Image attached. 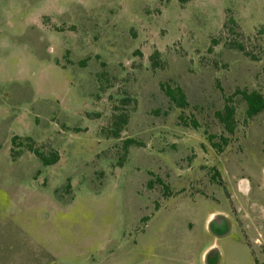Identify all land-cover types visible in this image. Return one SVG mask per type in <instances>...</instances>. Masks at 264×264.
<instances>
[{
  "label": "rangeland",
  "instance_id": "374dc122",
  "mask_svg": "<svg viewBox=\"0 0 264 264\" xmlns=\"http://www.w3.org/2000/svg\"><path fill=\"white\" fill-rule=\"evenodd\" d=\"M253 90L264 96V0H0V264H189L215 242L213 264L223 234L247 252L245 230L264 232ZM114 105L128 115L118 139L103 130ZM25 137L59 160L43 166ZM210 213L225 218L205 225Z\"/></svg>",
  "mask_w": 264,
  "mask_h": 264
},
{
  "label": "trees",
  "instance_id": "16d2710c",
  "mask_svg": "<svg viewBox=\"0 0 264 264\" xmlns=\"http://www.w3.org/2000/svg\"><path fill=\"white\" fill-rule=\"evenodd\" d=\"M179 1L185 2L188 0H179ZM236 48L237 50L244 52V48L242 45L238 44L236 45ZM157 54L158 52L156 51L154 54L151 55V58L155 57ZM101 64L102 66H105L104 63ZM165 94L170 100V102L174 104L176 107L183 109L187 106L186 96L180 88L176 87L175 89H172L168 87L165 90ZM242 97L246 104V109H245L246 118L250 119L253 116H256L260 112L264 111V96L261 93L255 90L249 92L243 91ZM129 100H130L129 97H124V101L122 102L125 103ZM112 110L113 113L111 115V120L109 122V125L107 126V128L103 129L105 131L104 135L107 138L118 139L120 137L122 130L124 129V127L128 122V115L127 113H117V107L115 105L112 107ZM217 117L220 123L222 124L224 130L228 134L232 135L234 133V128H235L234 108L230 107L229 105H225L224 109L221 112L217 113ZM192 127L196 129L197 128L196 123H194ZM17 140H19L18 136H14L12 138L13 146L19 144L16 142ZM22 140L26 142L25 143L26 150L32 153L34 156H36L40 160L43 166H49L55 164L59 160V153L57 150L51 147L47 150H44L43 147L37 145V143L29 137H25ZM207 140L210 143L211 147L215 150V152L219 153L222 151L221 144L213 142L210 137L207 138ZM220 141L223 146L227 144V139L223 136L220 137ZM133 143L134 141L132 139L126 138L122 143L121 146L122 150L126 153L128 147ZM20 146L21 145H18V147ZM21 151H22L21 149L19 151H15L14 149H11L12 157L13 158L17 157L21 153ZM67 181L68 184L66 185V187L69 188L70 186L69 179ZM57 191L58 189H55L54 193H57Z\"/></svg>",
  "mask_w": 264,
  "mask_h": 264
},
{
  "label": "crops",
  "instance_id": "0c3cea01",
  "mask_svg": "<svg viewBox=\"0 0 264 264\" xmlns=\"http://www.w3.org/2000/svg\"><path fill=\"white\" fill-rule=\"evenodd\" d=\"M220 217V218H225V216L222 215H215L214 213H210L207 215L206 219H205V225L206 223L213 217ZM254 228L252 229V232H249L251 229L249 228L247 232L245 230L244 234H243V238L245 239V242H247L248 248H247V252L245 250H237L236 248H228L229 247V243L226 244L227 248L222 247L223 242L225 240L229 239V235L226 234L222 236V238H218L219 243H217V260L215 263L213 264H223V263H229L231 264L232 262H227L225 261L226 258H237L240 254L244 255L246 257V259L248 258V260H251L254 264H264V232H262L261 230H259V228L257 226H253ZM229 242V241H226ZM215 244V242H212L211 244L207 245L204 249H202V251L200 252V260L197 261L195 259V262H189V264H208L206 261H203V256L204 253ZM216 250V251H217ZM248 253V255H247ZM180 256H178V258H176L177 263L180 264H185L186 262V255L185 253L183 254H179ZM111 256H108V258ZM226 257V258H225ZM250 258V259H249Z\"/></svg>",
  "mask_w": 264,
  "mask_h": 264
}]
</instances>
